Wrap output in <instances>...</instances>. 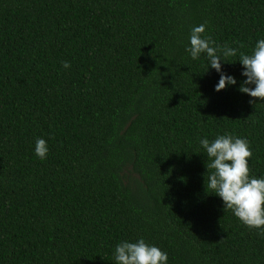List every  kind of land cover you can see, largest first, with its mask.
<instances>
[{"label": "trees", "instance_id": "trees-1", "mask_svg": "<svg viewBox=\"0 0 264 264\" xmlns=\"http://www.w3.org/2000/svg\"><path fill=\"white\" fill-rule=\"evenodd\" d=\"M202 23L235 86L185 51ZM261 38L264 0H0V264H116L141 237L168 264H264L200 145L246 138L264 177V99L238 90Z\"/></svg>", "mask_w": 264, "mask_h": 264}, {"label": "clouds", "instance_id": "clouds-1", "mask_svg": "<svg viewBox=\"0 0 264 264\" xmlns=\"http://www.w3.org/2000/svg\"><path fill=\"white\" fill-rule=\"evenodd\" d=\"M205 32L206 24L193 26L185 51L193 60L205 54L207 69L210 67L219 76L214 86L215 91L235 86L236 78L223 70L221 62L227 57L237 56L238 49L227 44L217 45ZM238 61L242 65L241 75L246 77L238 90L249 97L264 99V38L256 41L251 54L240 53ZM61 64L65 69L71 67L67 61H62ZM200 145L207 154V167L211 170L207 177V188L222 200L224 209L231 210L241 223L264 234V177L257 178L249 174L252 151L248 140L224 134L211 141L202 138ZM48 153L47 141L37 138L34 154L45 160ZM113 255L116 264H168L169 260L167 252L146 243L142 237L134 242L120 241L115 246Z\"/></svg>", "mask_w": 264, "mask_h": 264}]
</instances>
